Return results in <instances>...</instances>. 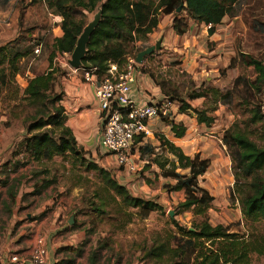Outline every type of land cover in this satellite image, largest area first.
Returning <instances> with one entry per match:
<instances>
[{
  "label": "trees",
  "instance_id": "trees-1",
  "mask_svg": "<svg viewBox=\"0 0 264 264\" xmlns=\"http://www.w3.org/2000/svg\"><path fill=\"white\" fill-rule=\"evenodd\" d=\"M35 1L43 0H15L14 5L18 2ZM254 1L258 0H45L48 8L62 17L63 35L54 39L48 70L31 77L22 93L16 82L21 70L19 63L25 53L13 52L8 43L0 46V103L8 98L18 100L10 105L5 124L10 125L11 121H21L24 124L26 134L21 146L29 156L26 162L34 160L44 163L62 156L70 158L73 166L83 172L93 173L108 196L107 199L99 198L95 209L97 217L107 214L109 221H119L120 216L128 217L131 221L133 215L119 209L118 205L123 209L134 208L146 212V218L152 212L163 211L162 203L134 195L127 185L118 181L110 169L85 157L86 151L79 145L68 125V115L61 104L65 95L61 78L67 72L54 65V58L58 52L73 53L79 37L89 23L88 14H96L99 10L102 11L101 21L90 38L82 65L83 69H95L98 78L108 72L111 64L122 68L127 55L133 50L139 53L147 48L149 45L136 47L137 41L144 39L158 27L161 15H173V28L178 35L189 32L191 21L211 25L209 32L213 34L216 26L226 16L240 15L246 10L245 5L249 8L247 10L252 9ZM182 3L184 5L178 11ZM247 58V63L255 68L256 78L248 80L240 75L234 80L233 86L225 91L202 84L191 88L186 97H182L176 89L167 90L164 82L157 80V83L172 100L181 102L182 111L195 113L198 122L208 126L215 122L213 113L220 104L242 108L241 120L245 126L237 123L230 127L224 135V143L230 149L233 161L235 183L231 196L239 201L244 219L248 223H257L264 222V134L260 141L251 127L264 123V110L261 105L247 107L246 99L250 91L261 93L264 90V59L253 56ZM234 60L230 66L234 65ZM142 70L147 72L146 69ZM151 76L156 80L154 73ZM197 98H206L202 108L190 104L189 100ZM163 119L171 125L177 137L186 135L185 125L170 117ZM143 137L144 135H139L135 138L133 151L143 141ZM157 137L161 142L159 152L156 146L149 143L140 146L139 151L142 154L149 151L156 154L154 161L162 169V175L175 181L170 189L184 191L185 198L178 205L180 211H189L202 219L195 218L191 227L182 225L173 218L177 231L166 235L155 232L151 243L141 244L144 257L152 264H250L254 253L263 255L264 232L244 234L234 231L230 225L213 224L210 221L209 210L215 197L200 182V178L210 167V160L201 154H187L181 146L164 135L159 134ZM21 165L25 164L10 160L4 165L5 176L0 179V184L7 187L9 202L4 201V206L9 212L11 205L16 204L21 184V179H12L11 173L18 172ZM52 182L42 181L34 192L40 194ZM98 193L96 191L95 194ZM75 251L82 255V249Z\"/></svg>",
  "mask_w": 264,
  "mask_h": 264
},
{
  "label": "rangeland",
  "instance_id": "rangeland-1",
  "mask_svg": "<svg viewBox=\"0 0 264 264\" xmlns=\"http://www.w3.org/2000/svg\"><path fill=\"white\" fill-rule=\"evenodd\" d=\"M245 2L248 3V1ZM19 3L15 4V8L10 7L9 9L8 17L11 28L5 39L10 40L8 44L13 52L25 53L19 63L21 70L16 82L22 93L31 77L48 70L56 30L49 20H46L49 16L43 1L24 2L20 3L21 5ZM252 4V9L247 10L249 8L245 5L244 9L246 10L240 15L224 18L217 28V40L210 41L209 35L204 32L205 27L197 26L194 34L188 33L186 37L188 39L176 45L167 60L164 58V53L161 55L160 52H155L149 58L150 65L146 67L147 71L150 74H155L156 80L153 79L156 82L157 80L164 82L167 88L170 86L171 90L176 89L182 97H186L191 88L199 87L202 84L225 91L233 86L234 80L240 75L248 80H254L256 71L254 66L247 63V56L264 59V0L254 1ZM247 11H249L248 14ZM94 16L95 13L88 14V21H92ZM160 36L161 34L157 32L155 35H148L143 41L154 45ZM35 37L43 44L39 54L35 53V45L32 43ZM191 39L197 40V44L193 42L194 44L191 45L197 47L200 57H204L206 50L215 51L214 55L218 56L220 61L218 62V73H209V76L206 74L193 76L186 70L185 67L190 64V57L194 58V55H191L190 45L189 47L187 45L188 40L192 42ZM187 54L189 60H186V64L183 66L184 60L181 59H184ZM234 54L235 60L233 59ZM70 55L72 56V54ZM231 59L234 60L232 68L235 69L229 71L227 65L231 64ZM54 65L66 72L75 69L69 63L67 65L61 63L59 52L54 58ZM178 69L183 72L179 73ZM196 70L198 71L199 67ZM17 102L18 100L8 98L0 103V115H4L6 121L10 105ZM193 103L200 107L199 102ZM255 105H261L264 110V90L261 93L255 91L248 93L246 106L252 108ZM241 109L226 103L220 104L217 111L213 113L215 115L213 128L207 129V132L194 129L195 127L192 129V125L196 126V120L187 117L189 128L193 130V133L186 145L192 149L191 151L196 152L197 149L205 151V155L210 158L209 171L200 178L201 184L208 188L216 199L214 205L212 204V211H209L210 221L213 224L230 225L234 231L248 234L252 231L264 232V222L248 223L244 219L243 213L242 218L239 214L238 218L235 217L237 200L231 196L235 183L232 170L233 161L230 149L224 143V135L230 127L237 123L245 126L241 120ZM4 123L5 121H1L0 125L7 126L10 132L4 128H2L3 131L0 130V136L4 138L3 142H0V154L2 155L0 172H3L1 168L7 159L12 160L13 158L15 161L25 164L21 165L16 172V177L21 179L17 200L22 199L24 202L20 201L18 205H11L10 212L0 205V245L5 242L10 233L13 235L19 233L22 222L16 214L21 215L20 217L26 216L28 212L37 215L44 209L45 213L51 214L59 204L63 206L65 216L62 223H57L56 236L60 245L56 257L58 261L55 264H152L144 257L141 249L142 243H151L155 232L166 235L171 231H177L173 218L185 226H191L195 218L202 219L201 216L195 217L189 211H180L178 205L185 198L183 192L171 190V183L164 182L162 184V181L154 177L152 173L145 174L143 169H139L138 173L129 171L132 176L135 175L134 180H137L136 182L127 180L130 191L136 196L161 201L164 210L152 212L146 218V212L134 208H124V210L118 205L119 209L129 211L133 215L131 221L128 220V217L122 216L119 221H109L107 214L97 217L95 209L99 204V198L107 199L108 197L99 179L93 173L83 172L82 169L74 167L70 158L62 156H57L54 160L44 163L34 160L27 163L26 159L29 156L21 146V141L26 134L24 124L21 121H11L10 125ZM251 130L257 139L263 140L264 123L252 126ZM216 147L219 157H216L217 153L214 149ZM93 148L94 154L86 152L87 159L96 161L100 166L110 169L115 177V170L124 169L118 163L114 166L110 165L105 159L109 153L103 152L98 146L96 147V144ZM0 175L3 176V174ZM47 180L53 182L40 194H36L35 188H39L42 181L46 182ZM96 191L99 193L95 194ZM0 192V203L9 201L7 189L1 187ZM108 201L111 203L110 200ZM46 202L47 204L44 206ZM172 212H174L173 215H171ZM72 217L74 223H70ZM119 224L120 227L117 228ZM25 230L27 232L26 228ZM19 243L22 244V241L20 240ZM78 248L82 249V255H78L75 251ZM250 264H264V254L254 253Z\"/></svg>",
  "mask_w": 264,
  "mask_h": 264
},
{
  "label": "crops",
  "instance_id": "crops-1",
  "mask_svg": "<svg viewBox=\"0 0 264 264\" xmlns=\"http://www.w3.org/2000/svg\"><path fill=\"white\" fill-rule=\"evenodd\" d=\"M14 1L15 0H0V46L6 45L10 41L9 39L6 40L5 38L8 34L9 29L11 28L10 27L11 25H9L10 20L8 17L9 16L8 12H9L10 7L15 8ZM43 4L46 6L48 10L49 18L46 20H49V23L52 24L54 29L56 30V37H61L63 35V30L61 28L62 17L59 14L53 13V11L48 8L46 2H44ZM190 25L191 26H190V30L188 33L191 32L194 34L197 29V26H200V27L204 26L205 27L204 32L207 33V35H209L208 39L210 41L217 40L218 38L217 28L219 25L216 26V30L213 34L209 32V27L205 23L191 21ZM157 32L161 34L160 38L162 36L164 38L162 42L163 48L156 52H160L161 55H163L164 53V58L166 60L172 55V52L178 43L185 41V39H188L186 38L188 36V33L185 35H178L175 32L173 28V15L172 14L161 15L158 27L149 35L150 36L155 35ZM191 40L192 42L188 40L187 45L188 47L190 45L189 48H190V51H192L191 55H194V58H192L193 56L190 57V62H189L190 64L187 65V67H185L186 70L193 76L195 75L201 76L205 74L206 76H209L208 75L209 73H218L219 72L218 62L220 61H219V57L214 55L215 51L210 52L209 50H206L204 57H200L197 47H194V45H191V44H194L193 42L197 44L196 42L197 40L195 39H191ZM136 45L137 47H142V46H147L150 44L144 42L143 39H140L137 41ZM151 55L146 56L145 65L138 69L136 73V81L133 83V89H132L130 96L133 102L137 105H142V104H147V103H157V102H162L165 100H170V105H171L170 119L175 120V122L177 123H182L183 125H185L187 127V133L183 137H177L175 132L172 130L171 125H169L163 118L157 117L155 119H152L148 122L149 133L143 137L142 142L136 145L135 151H132L131 160L135 162L138 169H143L145 171V174L152 173L154 177H157L159 180L162 181V184H164V182L166 184H169V183L174 184L175 183L174 180L167 178V177L163 178L164 176L162 175V169L154 161L156 154L150 151L142 154L141 151H139V147L143 146L146 143H149V144H152L153 146H156V149L159 152L161 142L159 138L157 137V135L161 134V135L166 136L169 140L174 142L176 145L181 146L187 154L191 156H195L196 154H201L202 157L210 160V158L205 155V151H202L201 149H197L196 152L191 151L192 149L189 148V146L186 145V143L191 137L193 133L192 129L194 127H195L194 129H200L201 131L207 132V129L213 128L212 126L215 122H213L210 126H208L206 123H199L195 113L191 111H182L181 102L177 100H172L170 96L165 94V92L163 91V88L153 79L151 74L148 71L144 72L142 70V69H146V67H149L150 65L149 58ZM233 57L234 58L236 57L235 54L233 55ZM181 60L182 61L184 60L182 64L184 66L186 64L185 61L189 60L188 54L184 59H181ZM232 60L233 59H231V61ZM230 65H227V68H229L228 70L229 71L234 70L235 68H232L233 66H230ZM197 67H199L198 71L196 70ZM178 70H179L178 71L179 73L183 72V70H180V69ZM61 83L65 91V95L61 101V104L66 109V112L68 115V125L72 128L78 140L79 145H81L84 148V150L89 154L91 153L94 154L93 147L95 146V144H96V147L98 146L103 152H105V150L101 147V144H100L101 136H102L101 117H100L101 112H100L99 103L96 97L97 82L87 80L85 77L84 69H73L71 72H67V74L61 78ZM166 89L171 91L170 86L168 88L166 87ZM205 101H206V98H197L194 100H189L190 104L197 108H202ZM193 102H199L200 107L194 105ZM187 117L189 118L192 117V120L194 121L196 120V123H195L196 126L192 125V129L189 128L190 126L187 121ZM1 121L6 122V118L4 117V115H0V122ZM194 121H192V123H194ZM2 128L9 130L10 132V129L7 126L4 127V125H0L1 131H3ZM3 140L4 138L0 136V142H3ZM214 149L216 150V153H217L216 157H219L218 148L216 147ZM220 152L223 153L221 150ZM221 156H223V154H221ZM1 157L2 155L0 154V158ZM105 159L110 165L112 164L113 166L117 165L116 157L114 155L109 154L106 156ZM9 161L10 159H7L3 165H5ZM1 170H5V167L3 166ZM114 173L116 174L118 181L122 184L127 185L128 188L130 187V185L129 183H127V180L135 181V182L137 181V180H134L135 175L132 176V174H130V172L126 168L121 169V170L117 169L114 171ZM206 173L204 174V176L206 175ZM0 174H3V172L1 171ZM4 176H5L4 174L3 176L0 175V179H3ZM11 177L12 179L17 178L16 173H11ZM1 187L7 189V187H4L0 184V188ZM206 189L209 190L208 188ZM180 192L184 193V191H180ZM184 196H185V193H184ZM6 201L9 202L8 200ZM20 201H22V199L21 200L18 199L16 201V205H18ZM22 202H24V200ZM215 202H216V199H214L212 204L214 205ZM160 203L162 202L160 201ZM46 204L47 202L44 203V206H46ZM224 204L226 205V203ZM0 205H2L5 208L4 201L3 203H0ZM235 206L237 207L235 208L236 210L234 214L235 217L238 218V214H239L240 218H242L243 217L242 208L238 200L235 203ZM209 211L211 212L212 208H210ZM16 216H18V219L22 222V224L19 227L20 230L17 235H13L10 233L5 239V242L0 245L1 264H12L11 257L14 254H19L22 257L29 258L34 246L37 243V239L39 237H43L45 239V244L49 252V264H55L58 261L56 257L59 252L58 248L60 245V243L57 242L56 232H57L58 224L62 223L64 220L65 215H64L63 206L62 205L60 206L59 204H57L56 210L52 212L51 214L45 213V209H44L41 212L37 213V215L36 213L33 214L32 212H28L27 215L24 217L23 215L22 217H20L21 215H18V214H16ZM226 216H229V215H226ZM45 224H47V226H45ZM25 228L27 229V232ZM20 240L22 241V244L19 243Z\"/></svg>",
  "mask_w": 264,
  "mask_h": 264
},
{
  "label": "built area",
  "instance_id": "built-area-1",
  "mask_svg": "<svg viewBox=\"0 0 264 264\" xmlns=\"http://www.w3.org/2000/svg\"><path fill=\"white\" fill-rule=\"evenodd\" d=\"M32 43L35 45V53L39 54L43 48L42 42L35 37ZM137 54V51L128 54L122 68L117 64H111L108 72L100 78L95 75V69H84L86 79L97 82L96 97L101 112V147L106 153L114 155L120 166L132 173L139 171L131 160L135 138L149 133L150 120L171 115L170 100L142 105L133 102L130 94L136 81V73L145 65V61L143 63L137 61ZM59 57L64 65H67L71 59L68 53H59ZM11 262L12 264H49L45 239L43 237L37 239L29 258L14 254Z\"/></svg>",
  "mask_w": 264,
  "mask_h": 264
},
{
  "label": "water",
  "instance_id": "water-1",
  "mask_svg": "<svg viewBox=\"0 0 264 264\" xmlns=\"http://www.w3.org/2000/svg\"><path fill=\"white\" fill-rule=\"evenodd\" d=\"M184 3L181 4V6L178 8V11L182 9V6ZM102 17V11L99 10L92 21H90L87 26L84 28L81 36L78 39L77 45L72 53L71 59L69 60V64L71 67L75 69H79L83 65V60L88 52V43L90 41V38L92 34L94 33L95 29L98 27ZM163 36L156 42L154 45H150L147 48L143 49L137 54V61L139 63H143L145 61V58L147 55H151L155 53L156 51H159L162 49V42H163ZM174 212L171 213L173 215ZM70 223H74L73 217L70 219Z\"/></svg>",
  "mask_w": 264,
  "mask_h": 264
}]
</instances>
